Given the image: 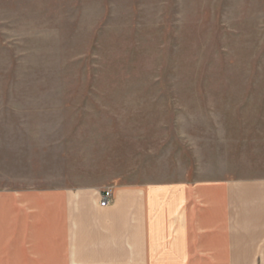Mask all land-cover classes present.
<instances>
[{
	"label": "rangeland",
	"instance_id": "obj_1",
	"mask_svg": "<svg viewBox=\"0 0 264 264\" xmlns=\"http://www.w3.org/2000/svg\"><path fill=\"white\" fill-rule=\"evenodd\" d=\"M126 170L264 178V0H0V177Z\"/></svg>",
	"mask_w": 264,
	"mask_h": 264
},
{
	"label": "crops",
	"instance_id": "obj_2",
	"mask_svg": "<svg viewBox=\"0 0 264 264\" xmlns=\"http://www.w3.org/2000/svg\"><path fill=\"white\" fill-rule=\"evenodd\" d=\"M131 172L121 186L97 175L0 177V264H264V178Z\"/></svg>",
	"mask_w": 264,
	"mask_h": 264
},
{
	"label": "built area",
	"instance_id": "obj_3",
	"mask_svg": "<svg viewBox=\"0 0 264 264\" xmlns=\"http://www.w3.org/2000/svg\"><path fill=\"white\" fill-rule=\"evenodd\" d=\"M112 201V191L107 189L103 191L100 195V206L107 207Z\"/></svg>",
	"mask_w": 264,
	"mask_h": 264
}]
</instances>
